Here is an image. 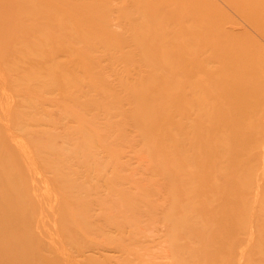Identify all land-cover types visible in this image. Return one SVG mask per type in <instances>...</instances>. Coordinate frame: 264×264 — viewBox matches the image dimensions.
<instances>
[{
  "label": "rangeland",
  "instance_id": "1",
  "mask_svg": "<svg viewBox=\"0 0 264 264\" xmlns=\"http://www.w3.org/2000/svg\"><path fill=\"white\" fill-rule=\"evenodd\" d=\"M2 1H3L2 4L0 3L1 4L0 12L3 11L2 5L3 6L5 5L8 8V5L10 4L7 0L6 2H4V0ZM152 1L154 0H151V2H149V0H144V1L143 0H136V1L135 0H80L79 2H81L85 7L87 5L95 7L93 9L94 13L91 14V16L85 17V19H83L81 23L82 28L84 26L82 31L84 32L85 35H87L85 36V39H88L93 35H99L100 38H98L96 41L88 42V43L84 41L85 43L84 44L82 43L80 45L81 47L80 53L77 51L78 53L75 54H78L79 56L81 55L80 56L81 58H86L84 57V55L85 56L88 55L87 58H90V60H91V56H93L92 58L94 59V57L98 56L97 53H99L100 55V53L104 51V49L106 48V46H104L105 48L102 47L105 41V38L104 39L102 38L103 35L102 33L105 27L107 28L109 27L114 34L116 33L115 36H117V34L118 35H120L121 33L123 34V32H125L127 29H128L127 32H125L126 34L125 33L124 34L126 36L130 35L129 37L127 36L128 38L138 35L141 36L143 35V33L145 36L149 35L150 32H147L148 30L146 31V29H143L142 30L143 33H141L142 32L141 29L137 28L141 24L140 21H142L141 15H145L144 17L146 18L147 16L146 14L148 12L146 10L148 9L149 6L152 7V13H153L149 16L150 19L151 18L155 20L160 19L162 21V19L166 17L168 18L169 16V15L168 16L165 15H167L171 11L173 12L175 11L177 13L175 12L171 13L172 16L174 15L173 19H178V20L181 19L180 20L181 23L186 22L187 25L190 24L187 22L188 11L187 9L185 10L186 8L185 5H187L185 4V2L193 4L195 3L196 0H191V1L180 0L182 1L181 3L175 2L176 0H172V1L155 0L154 2ZM158 3H160L161 5ZM158 5H160V7ZM163 5L165 6L161 8V6ZM166 5L174 8L167 9L168 7ZM156 6L157 9L154 8ZM203 7H204V11L202 13V18L206 20L207 39H206V49H205L206 53L205 51H203L201 54L202 56L206 54V56H204L206 57V62L205 61L202 62L203 65L206 64L205 65L206 80L210 82V83L206 82V84L209 85V87L207 86L206 89V97L204 96L203 98L206 99V102L197 101L199 100V98L193 101L192 99H186L182 97V99H185L186 105L181 102V104L184 105L182 106L183 111L182 109L181 110L178 109L179 111L178 115L180 111H182L183 119L185 117H186L185 119L190 118L189 116L193 115L195 118L193 117L191 118L193 120L194 119L198 120V122L200 123L198 125L201 126H198V128L194 127L193 130L188 129L182 132L183 134H179L180 136L178 134L172 135L167 140L168 147H171V149L173 148L172 151L178 150V152L182 153L183 152L182 150L186 149L187 145H189L192 142L195 143L198 142L200 136L202 135L201 131L206 130V144L208 143L213 144L212 150L206 152V157H205L206 162L204 161L206 165V170H205L206 174L201 172L198 173L200 176L196 174L197 176L195 175L196 177L194 178L200 179L202 174L203 176L206 175V177L205 178L201 177L202 180L201 179L197 180L194 184L191 185V188H194L193 189L194 192H190L192 195L190 196L193 197L192 201L191 200L186 201L187 199L185 200L184 198H182L183 195H179L178 198H175L174 201L172 198H168V189H166L168 185H166V181L162 179V175H161L162 173H160L161 170L158 171V169L155 168V166L157 167L158 164H161L164 161V159L160 163H158L159 161L153 162V160L152 161L149 160L151 159L150 158L151 154L157 157V155H159L158 153L161 154L162 152L157 153L155 152V150L157 149L154 148L153 149L149 148L146 151V147L143 145L144 142L142 143V141L139 140L140 139L139 133H141L142 129L140 128L138 123L133 122L134 119H136L135 118L136 116L134 115L135 111L133 108H131L132 105L127 100L130 101L132 99L131 89L138 88L137 85L140 86V84L136 82H140V83L143 82V79L140 80V78L142 77H145L144 80L146 78H147L146 80H148V78H152V76L146 77V75L147 73H149V71L153 72L154 70H152L153 68H151L153 67L151 66L152 64L149 63V61L151 62V60L149 59V61H146L147 58L145 59L144 55L143 57H140L141 54H139L137 48H134L135 45L131 43L132 42L131 39H130L131 41L130 43L132 44V46L134 45L133 47L132 46L128 47V44L131 45L129 42H127L129 39L126 40L127 43L125 42V44L127 45H123L124 43L122 42L121 47L114 46L113 48H111L114 49L112 51L110 49L112 45L108 47L111 53L114 51L112 53L113 57L110 56L113 60L115 59L114 61L110 59L109 56H107V58L102 57L101 60H97V58H95L97 61L100 62V65H103V70L104 71L106 70L105 77L106 78L109 77L108 79L109 82H111V85L110 83L106 82V85L103 83L98 87V89L97 88L95 89V91L97 90L98 93H95V91L92 94L84 93L85 95L84 97L85 98L89 97V98L88 100H86L84 97L83 99L81 98L80 100L82 101L86 100V101L84 103L81 101L83 106L82 104L80 105L78 104V107L76 109L80 115L83 114L82 116H80L81 119L82 117L84 118L82 120L88 118V122L87 120H85L86 126H89L88 127L89 129L92 128V130L89 131L90 134H93L94 136L93 138V136L91 137L90 135L92 142L91 144L92 145L96 144L97 147L92 146L91 144L89 145L87 144L88 146L85 144V146L82 145L81 147L80 143L71 142V141L65 142L64 139L61 136H58L57 134L60 131L59 130L60 128H57L58 126L51 125L54 126L51 127L50 125H47V123L46 124L43 123L45 127L44 125L40 126L39 121H36L38 119L35 120L33 118L32 120L37 123H34L31 120V118L28 121L29 117H27L26 119L27 115L25 114L26 115L25 116L22 112H19L20 107L18 105L20 104L19 103L20 97L17 96L19 92L17 91V88H13L15 86L13 85L11 80L10 82L12 84L9 82L8 79L10 78V76L6 72L7 70L0 71V74L1 73L4 74L6 72L5 75L1 74L0 76V264H174L175 258H179V257L182 258L184 257V255H185V260L187 261L188 258L185 251L191 249L192 248L191 245H193L194 247V245L196 244L194 241L196 239H194L192 236H191L192 239L191 237L189 238V236L186 238L178 237L177 235L179 234L176 235V232L172 231L174 229L172 226L173 224H175L176 221H180V220L185 221L188 218L187 220L190 219L189 222L190 221L194 222V221H198L197 219H201V217H204L203 219L204 221H201L203 223L202 225L199 226L197 232L199 233L202 232V234L206 233V258L203 257L200 261L197 262V264H248V263L264 264V228H263L264 203H262L264 202V182H262L259 176V174L260 173L262 174L264 170L263 169L264 167L262 166L264 165L263 164L264 162L262 163L264 157H262L261 159H259L260 157H258L259 154L260 156L261 155L264 156V140L254 141V143L250 147L248 146L249 149L251 150V153L247 154L245 158L240 161L235 160L236 154L242 148L240 145L241 130L239 128L238 120L236 117L238 112L237 107L239 102L238 95L240 88L230 78V75L232 73H241V72L252 73L255 77L256 83L264 85V68H259L260 66L262 67L264 66V58H257V56L260 57L264 56L263 51L261 52L258 51V50H264L263 47L264 46L263 44L264 43V0H259L257 3H251L248 0H206V5H203ZM160 8L162 11L160 10ZM164 10L166 11L170 10V11H167L168 13H165L166 11ZM3 12L4 14L1 12L4 16L0 17L2 18L0 24H2L4 28L8 27L9 25V27L11 26L10 28L12 29L11 30L8 27L9 29H7L6 32L8 34V35L6 34L7 38L6 37L4 38L7 41L3 40L4 41V42L2 41L3 45L0 44V50L3 51L1 52L3 53V57L5 58L12 56V51H16V48H13V46L16 45L17 43L20 44L22 39L21 36H19L20 35V31H19L20 27H18L19 23H17L16 21L13 22L14 19L10 18V16L8 17V14L5 13V11ZM172 16L170 18H172ZM252 16L254 17L255 23L250 18ZM136 18L140 21H138ZM105 19H107V24ZM102 20L105 21L104 23L105 27L103 26ZM164 20L162 21L161 24L165 22ZM250 20H252L251 23H254L253 25L249 23ZM130 22H132V24L134 23L133 28H131L132 24L130 25ZM10 23L12 25H10ZM134 25L136 26V28L134 27ZM210 25L213 27V29L212 27H209ZM234 25L236 26L234 27ZM47 26H49L50 28L49 22ZM128 26L131 30H129ZM36 27L37 26L31 28L34 34L32 33V31H30V33L32 34V36L34 35L35 39L37 38V40L35 41L38 42H34V44H32L31 50L33 51L35 50V52L41 50V52H39L40 54L43 51H45V53L43 52V54L47 55V53L50 52L49 51L50 35L46 33L50 32L49 31L50 29L48 30L47 29L48 27L47 28L45 27V29L47 30V32L44 33V35L46 34L45 36H47L46 39L45 36L43 37V34H41L43 32H41V30H39L38 27L37 28ZM110 29L109 31L110 33H112ZM46 30H44V32ZM219 30H222L224 33L222 34V31ZM18 31L19 34H17ZM88 31L91 33H89ZM152 31L154 32V30ZM163 31L170 32V29H164ZM188 31L189 33H187ZM129 32H131V34ZM217 32H220V34ZM226 32L227 35H225ZM9 33L11 35H9ZM113 33L112 36H114ZM242 33L245 35L243 36ZM124 34L123 36L125 37ZM132 34L134 36H132ZM201 34H202V30L199 28L198 23L194 24L193 22H191V25H189L186 28V31L182 34V37L184 38L180 37L181 39H179L180 40L179 44H183V46L185 45L183 47V49H185L187 48L188 45L190 44L192 45L191 42L195 43L196 41H198ZM144 35L143 37H145ZM44 39L46 41H44ZM42 40L45 43H43ZM242 44H244L245 46ZM43 45H46V47L48 46L49 48V49L47 48L48 51L46 47L42 48ZM230 45H237L239 48H243L244 50L248 51L249 54L237 59L231 54ZM97 49L100 51H98ZM257 52L263 55H259L257 54ZM129 55L130 56L132 55V58ZM251 56L254 58V60L251 59ZM36 57L38 58V56ZM129 58H131V61H133L132 63L131 62L128 63L129 62L128 60H130ZM141 58H143L144 61ZM118 59H120L121 61ZM256 59H258V61ZM90 60H88V62ZM110 60H112L114 63H111L112 61ZM39 62H41L39 66L43 65V67H45L44 62L50 65V57L48 56L47 58H42L39 60ZM88 62L87 63L84 62L85 64L83 62H80V67L76 68L74 73L71 74H73L74 77H78V78L86 77L87 72L88 71L91 72V67L87 65ZM104 62L106 63V65L104 64ZM108 62L110 63V65ZM143 63L146 65L149 64L151 67L149 65H148L149 67L148 66L141 67V65L143 66ZM187 65L189 66V68L196 69L200 67L201 62L199 59L198 60L190 59V61L187 62ZM256 65L259 67H257ZM114 68L119 70L118 73L116 71V73L119 75V76L117 75V77L116 76L114 77L113 75L115 72L113 70ZM86 69L89 70L86 71ZM127 69L130 70L129 79L124 78L125 77L124 75H126L127 73L126 71ZM145 69L147 70V72ZM39 70L41 71V69ZM120 70L122 71V73ZM135 70L137 71L139 76L136 75ZM63 72L64 71H62V78H61V74L59 73L57 74V76L55 75L54 77H50V74L48 73L44 74L41 72L42 73L41 74L38 72L39 75H42L41 79L45 80L44 85L43 82H41L42 84L41 87L44 86L45 88L44 87L38 88L36 86L37 89H34L35 92L32 97V104H31L32 107H33V103H36L34 105L40 103L38 101L39 100L38 98H41L42 97L41 95L42 94L45 95L46 92L49 93L50 99L55 100V102L61 100L59 99V96L63 95L64 92L61 89L60 81L61 79L62 81L64 79L63 74L66 77L68 73L71 72V70L70 72L69 71L68 72L66 71L64 73ZM83 74L86 76H84ZM111 75L116 80L113 81ZM120 75L122 76L120 77ZM122 77L124 78V84L121 82V80L123 79ZM224 77H228V78L225 79ZM67 78H69V76H67ZM117 79L120 80V84H123L121 85V87H124V85H126L127 89L126 87L124 89H121ZM212 79L214 80V82ZM50 81L52 82L50 83ZM126 81L128 84L125 83ZM155 81L156 84L159 82L162 83L161 79L160 80L155 79ZM50 84L53 86H50ZM210 84L213 86H210ZM56 85L58 86L59 89L57 88ZM128 87L130 88V90ZM78 89L86 90L87 88L77 87V90ZM158 90L160 91V89ZM252 91L253 89H249L248 92L250 93ZM95 94L98 95L94 96ZM198 94L199 92L197 93V95ZM182 95L184 94L182 93ZM101 97H109L111 99L113 98L112 101H115L114 104H111L114 105L113 109H111L112 114L110 116L99 115L97 118H91L92 119L91 121L90 114H92L95 110L92 111L94 109L92 105L88 104L87 106V101L93 102L94 104V102H96V100H99V98ZM92 99H96V100L92 101ZM179 99H181V97ZM33 100H35L36 102ZM62 100H67V99H62ZM80 100H78L79 101L78 103H81ZM67 102L70 104L72 103V101L70 102V100H67ZM62 103L60 102V104ZM195 103H197L198 105L196 104L194 106ZM263 104H264V96L262 95L261 103L255 105V109H256L255 114L258 115L256 116L257 118L255 122V127L256 130H258L260 133L261 132L264 133V131H262L264 130ZM186 106H191L192 108L190 107L188 110ZM108 107H110V104ZM179 107L181 108V105ZM163 108H167V109L170 108V104H168V107L166 106ZM170 110L174 111V108L172 109L170 108ZM165 111L167 110L165 109ZM86 112H88L87 113L88 117H86ZM193 113H195V115ZM39 114L44 115L43 113H39ZM39 114L37 115L35 114V115L38 117ZM42 115H40L38 118L41 119ZM84 115L86 118L84 117ZM182 115L180 116L182 117ZM36 116L34 118H37ZM249 116H254V115L251 114ZM42 118L44 120L47 119V117L45 116H43ZM107 119L110 120L108 121ZM185 119L184 121H188ZM41 121L43 120L41 119ZM105 122H107L108 126H105ZM78 123L79 122L74 123L72 125H76ZM62 124H64V122H62ZM79 124H82V122H80ZM95 124H97V127H100V131H98L96 127H95L96 131L94 130L93 126H95ZM69 126H71V123H69ZM103 126L111 130L110 135H107L104 133V131H102ZM137 128H139L138 129L139 132ZM46 129L49 131V134H50V130L54 129V134H56L57 136L55 138L54 137L50 138V136L44 135V131ZM26 133L28 135L30 133L31 136L40 135L42 133L43 136H41V139L43 142L42 143L39 142L40 146H38L39 143L37 145L36 144L37 142L34 143L30 142L31 138H33L31 136L30 137L28 136L30 140L29 138H27L28 141L27 139L25 140L24 138H26ZM227 133L229 135H227ZM94 134L96 135L98 134V136L95 137ZM221 135H223L224 137ZM191 136L193 137L190 138ZM35 138L36 136L33 139ZM192 139H194V141H191ZM97 141H100L101 143L100 146L98 145ZM260 141L263 142H261L260 144ZM256 142L259 145H257ZM43 143L45 144V146L47 145V143H50V147H49L50 152L47 151L48 153L46 152V155H44L45 153H42V150L44 148L45 151V148H47L48 145L46 147H41L43 146ZM52 143L62 145L63 149L66 148L65 150L66 152L67 149L76 150L78 148L77 151L80 153L79 157H81L80 155H82V157L84 155L87 157L89 156V158L91 159V155L93 157V156H98V154H100L98 156L99 161L97 166H93L96 168H92L90 171L89 170L86 171L85 169L87 168H84L82 166L83 163L81 160H79V158H77L75 162L61 160L60 158H58L59 155L57 156L55 155V151H53V146H51ZM107 143H109V145H107ZM10 145H12V147ZM104 148H107V150ZM111 148L112 150L109 152L108 150ZM217 148H221V149H217ZM153 152L157 154L154 155ZM259 152L261 153L263 152V153L261 154ZM177 153L175 152V154ZM224 153H226L225 154L226 157H224ZM19 154L21 156L23 154V157L27 159L26 164L18 163L17 165H14L15 162L13 161V158L17 157V155L19 157ZM41 154L43 156L48 157L50 160L49 161L50 164L49 166L47 165L46 169H45V165H43L41 161H38L39 159L38 157L42 156ZM141 154H144L142 155L143 158L142 156L141 157L139 156ZM168 154L169 153H166L167 156V157L165 156L166 158L169 157L170 154L169 155ZM172 154L174 153L172 152ZM137 156L139 158H142L143 160H138L139 158ZM163 156L164 155H162V158H164ZM174 156L175 158H177L176 156L179 155L177 154ZM174 156L172 155L171 157ZM87 157L86 159H89ZM178 158L182 159L183 157L180 156ZM170 159L171 158H168L167 160ZM218 159L219 161H216ZM167 160L165 159V161ZM118 161L122 163L120 164ZM148 161H149L148 163L149 165L145 164ZM171 162H174L173 159H171L169 163L165 162L167 166L165 165L166 167L163 170L164 173L169 174L173 170L176 171L177 166L174 167V164ZM154 163H158V164L155 165ZM163 163L161 166H163ZM113 164L115 165V169ZM178 165H179L178 168L179 170L182 164L179 163L178 161ZM202 165L203 163L200 164V168L204 166ZM29 166L30 167L32 166V168H30ZM113 170L115 172H113ZM56 171L57 172L59 171L57 176H56ZM22 172H24L25 175L27 176L30 175V177L27 178ZM20 173L21 175L23 174L25 176V177L22 176L23 178H21V180L23 181L24 178H26L28 182L33 181L32 185H30L31 183L25 182V180L24 183H22L20 180L21 177ZM54 173L56 176L55 178H54ZM256 174L258 175L257 176L258 179L254 181L255 183L253 182L249 186L243 184L245 182L242 181H245L247 177L249 176L253 177ZM31 175L33 176V178L31 177ZM82 175L83 176L87 175L85 177H87L88 179L87 180L84 178V182L88 181V184L85 183V185L89 189L85 191V193L83 191L82 193L84 194L77 192L78 191L77 188L81 185L80 184L81 182L79 183L78 179H80L81 181V178L83 177ZM107 177H109V179H107ZM232 177L235 179L234 181L231 180ZM39 178L40 181L38 180ZM110 178H112V180H110ZM259 178L261 181L259 180ZM101 180L104 182H102ZM108 180L111 182L110 184L108 183L109 182ZM39 182L40 185H38ZM135 183H138V185ZM77 184L80 185L76 186ZM58 185L60 187L61 186L64 187L63 188L64 190L62 188L60 190H57L59 189ZM72 186H74L75 188ZM180 186H181L179 187L180 190L184 187L189 190V186L186 183H181ZM81 187L83 188V185ZM120 187H122V189ZM27 189L30 190L28 191ZM83 189H87V188L84 187ZM120 192L122 193V195L119 194ZM78 193L80 194V196L82 195L83 199L82 198L81 199L83 201L81 202H80L81 200L80 197L78 198L79 201L75 202V197H76L75 195H77ZM70 194L72 196H70ZM124 196L127 197L125 198ZM69 197L71 198L69 199ZM200 199H202V201ZM73 203H75L76 205L74 204L75 207L72 208L73 205L71 204ZM120 204L123 205V206L121 205V207H125V209H128L127 211L130 212H132L134 208L135 215L131 216L130 213L122 214L123 212L121 211H123L124 209L121 208L120 211L118 207L120 206ZM129 204L134 205L135 207H133L132 210H130L131 208H126V206L129 207L128 206ZM81 205L84 207H82ZM112 205H114V207ZM109 206H111V209L112 207L114 208V212L116 210H118V212L116 211L114 213L113 209L112 211L109 209L110 208ZM98 207L101 209H99ZM66 208H72V211H69L68 215H64V213L68 211V209ZM63 209L66 210V212ZM95 212L98 214L95 215L96 214ZM259 219L262 221L260 222ZM75 221L77 224H75ZM83 232L85 233V236L86 235L88 236L87 238L83 236L84 234ZM113 235L115 236L112 237ZM220 236L222 238H220ZM99 237L101 238V240ZM90 238L93 240H91ZM190 239L193 241H190ZM216 239L219 241H217ZM211 240L212 242L209 243L208 241ZM116 242L119 243L116 244ZM190 242L194 244H190ZM220 243L221 245L219 246L220 247L219 249L218 246H216L217 248H214L215 245H219ZM212 244L215 245L212 246ZM189 245L190 247L186 249V247ZM113 247L115 249H113ZM166 259L168 261H163ZM182 260L184 261V258Z\"/></svg>",
  "mask_w": 264,
  "mask_h": 264
},
{
  "label": "bare ground",
  "instance_id": "2",
  "mask_svg": "<svg viewBox=\"0 0 264 264\" xmlns=\"http://www.w3.org/2000/svg\"><path fill=\"white\" fill-rule=\"evenodd\" d=\"M10 4L8 5V8H7V6H3L2 5V9H3V11H5V13H7L8 14V17L10 16V18H13L14 20H13V22L14 21H16L17 23H19V26L18 27H20V29H19V31H20V35L19 36H21V42H20V44H16V45H14L13 46V48H16V51H12V56H10V57H3V51L2 50H0V71H2V70H4V71H6L8 74H9V76H10V78H12V79H8L9 80V82H10V80H11V82L13 83V85L15 86V87H13V88H17V91L19 92V94L17 95V96H19L18 98H19V103H17V104H19L18 106L20 107V111L19 112H22L25 116H26V119H27V117H29L28 118V121H29V119L31 118V120H32V118L33 119H38V120H36V121H39V125L40 126H43L44 124L43 123H47V125H54V126H58L57 128H60L58 131H59V133H57V132H55V133H57L58 134V136H61L63 139H64V141L66 142V141H71V142H76V143H80L81 144V147H82V145H84L85 146V144L87 145H89V144H91L92 142H91V137L93 136V134H90V131L89 130H92V128L91 129H89L88 127L89 126H86V121L85 120H87V122H88V118H86V117H88L87 116V113L88 112H86V117H85V115H84V117L86 118L85 120H82V119H84L83 117H82V119H81V117L80 116H82V115H80L78 112H77V107H78V104L80 105V104H82V102L84 103L86 100H88V98L89 97H84L85 95H84V93L85 94H92V93H94V91H95V89L97 88L98 89V87L100 86V85H102L103 83L106 85V82H108V83H110V85H111V82H109V77L108 78H106L105 77V71L103 70V65H100V62L99 61H97V60H101V58L103 57H105V58H107V56H111V57H113V52L111 53V51L112 50H114V49H111V48H113L114 46H118V47H121L122 46V42L124 43L123 45H127V44H125V42H126V40L127 39H129L127 42H131V43H133L134 45V48H137L138 49V51H139V54H141V56L140 57H143V55H144V57H145V59L147 58V60L146 61H149V59L151 60V62L149 61V63L150 64H152L151 66H153V67H151L149 64V66L151 67V68H153L152 70H154L153 72L152 71H149V73H147V75H146V77H151L152 76V78H148V80H144V78L145 77H142V78H140V80H142L143 79V82H136V83H139L140 84V86L139 85H137L138 86V88H135V89H131V93H132V99L129 101V100H127L131 105H132V107L131 108H133L134 109V111H135V113H134V115L136 116H134L136 119H134V121L133 122H136V123H138V125L140 126V128L142 129L141 130V133H139L140 135H139V140H141L142 141V143H143V145L146 147V151L150 148V149H157V150H155V152H162L161 154L160 153H158L159 155H157V157L156 156H153L152 154L150 155V158L151 159H149V160H153V162L154 161H159L158 163H160L161 161H163V159H164V161H165V159L167 160L168 158H171V159H173V161L175 162H171V163H173L174 164V167H176L177 166V168H176V171H172L171 173H169V174H167V173H164L163 172V170L165 169V167L167 166V164H165V162H168L169 163V161H171V159L170 160H167V161H163L162 163H163V166H161L162 165V163L161 164H158V163H154L155 165L156 164H158L157 165V167L155 166V165H153V166H155V168L156 169H158V171L159 170H161V172L160 173H162L161 175H162V179L164 180V181H166V185H168V187H166V189H168V198H172L173 199V201L175 200V198H178V196L179 195H183L182 196V198H184L186 201H188V200H193V197H191L192 195H191V193L190 192H194V188H191V185L192 184H194L197 180H200L201 179V177H206V175H204L203 176V174L201 175V177H200V179H195L194 177H196L197 175H199L198 173H201V172H203V173H205L206 174V172H205V170H206V165H205V162H206V152H208V151H210V150H212V143H208V144H206V130H204V131H201V136H200V138H199V140H198V142H192V143H190L189 145H187V148L186 149H183L182 151V153H180V152H178V150H174V151H172V149H171V147H168V144H167V140H168V138H170L172 135H175V134H183L182 132H184V131H186V130H188V129H190V130H193L194 129V127H197L198 128V126H201V125H198V124H200L199 122H198V120H196V119H194V120H196V121H194L191 117H193V118H195L193 115L192 116H189L190 118H187V119H185V120H188V121H184V119H183V115H182V111H183V107L182 106H184V105H182L181 104V102L182 103H184L185 105H186V101H185V99H182V97L183 98H186V99H192L193 101H195V99L197 100L198 98H199V100H197V101H200V102H206V99H203L204 98V96L206 97V89H207V86L209 87V85H207L206 84V82H209V81H207L206 80V64H204L203 65V62L202 61H205L206 62V57H204V56H206V54L205 55H203L202 56V52L203 51H205V49H206V20H204L203 18H202V13H203V11H204V7H203V5H206V0H196L195 1V3H186L185 2V4H187V5H185V10L187 9V11H188V16H187V22L188 23H190V24H186V22H183V23H181V19L180 20H178V19H173V16H172V12L173 11H171V12H167V11H170V10H164V11H166L165 13H168L167 15H165V16H172V18H170L169 16H168V18L166 17V18H164V19H162V21L164 20L165 22L163 23V24H161L162 23V21L160 20V19H150V15L151 14H153L152 13V7H148V9L146 10V11H148L147 12V16H146V18L144 17L145 15H141V19H142V21H140V20H138L137 18V20L138 21H140V25L137 27V28H139V29H141V31L143 30V29H146V31L147 32H150L149 33V35H144V33H143V31L141 32V33H143V35L145 36V37H143V35H141V36H134L133 34H132V36H134V37H130V38H128L130 35H125L126 33L125 32H127V30L125 31V32H123V34L125 35V37H127V38H125L124 36H123V34L121 35H118L117 34V36H115V34L113 33V31L108 27H105V21H103V26L105 27L104 28V30H103V35H102V38L104 39L105 38V41H104V45L102 46V47H104V46H106V48L104 49V51H102L101 53H100V55H99V53H97L98 54V56H96V57H94V59L92 58L93 56H91V60H90V58H87V56H85L84 55V57H86V58H81L78 54H75V53H80V49H81V47H80V45L83 43H85V42H93V41H96L98 38H100V36L99 35H93V36H91L90 38H88V39H85V36H87V35H85L84 34V32L82 31L83 30V28H84V26H83V28H82V20L83 19H85V17H88V16H91V14H93L94 12V8L95 7H92V6H90V5H87L86 7L81 3V2H79L80 0H13V1H11V0H7ZM136 1V0H135ZM144 1V0H143ZM155 1V0H154ZM154 1H152V2H154ZM162 1H164V0H162ZM161 1V2H162ZM167 1H169V0H167ZM172 1V0H171ZM189 1H191V0H189ZM189 1H187V2H189ZM248 1H250L251 3H257L259 0H248ZM2 0L0 1V3L2 4ZM4 2H6V0H4ZM131 2V1H130ZM149 2H151V0H149ZM160 2V3H161ZM175 2H182V1H178V0H176ZM184 2V1H183ZM232 2H234V1H232ZM105 3V2H104ZM146 3V2H145ZM160 3H158V4H160ZM167 3H169V2H167ZM0 4V5H1ZM5 4H7V3H5ZM137 4V3H136ZM150 4V3H149ZM164 4V3H163ZM166 4V3H165ZM11 5V6H10ZM135 5V4H134ZM138 5V4H137ZM141 5V4H140ZM161 5V4H160ZM160 5H158L159 7H160ZM169 5V4H168ZM168 5H166L168 8L167 9H172V8H174V7H171V6H168ZM170 5H172V4H170ZM174 5H175V3H174ZM174 5H172V6H174ZM231 5V4H230ZM142 6V5H141ZM147 6H148V4H147ZM151 6H154V5H151ZM165 5H163V6H161V8L162 7H164ZM179 6V5H178ZM6 7V8H5ZM5 8V9H4ZM145 8V7H144ZM143 8V9H144ZM154 8H156L157 9V6L156 7H154ZM153 8V9H154ZM161 8H160V10H161ZM176 8V7H175ZM231 8V7H230ZM166 9V8H165ZM0 10H1V8H0ZM178 10V9H177ZM176 10V11H177ZM236 10V9H235ZM3 11H1L3 14H4V12ZM90 11H92V12H90ZM154 11V10H153ZM157 11V10H156ZM162 11V10H161ZM0 12V13H1ZM143 12V11H142ZM155 12V11H154ZM175 12V11H174ZM173 12V13H174ZM1 13V14H2ZM175 13H177V12H175ZM0 14V15H1ZM1 15L0 17H2V16H4V15ZM7 14H5V15H7ZM142 14V13H141ZM155 15V14H154ZM103 16V15H102ZM162 17V16H161ZM245 17V16H244ZM110 18V17H109ZM130 18V17H129ZM144 18V19H143ZM174 18H177V17H174ZM253 21H254V23H255V20H254V17L252 16V17H250ZM1 19L2 18H0V22H1ZM50 19V20H49ZM102 19V18H101ZM11 20V19H10ZM49 20V21H48ZM106 20V24H107V19H105ZM110 20V19H109ZM128 20H130V19H128ZM252 20H250L249 21V23L251 24V25H253L254 23H251L252 22ZM180 21V22H179ZM248 21V20H247ZM48 22H49V24H50V28H49V26H47V24H48ZM100 22V21H99ZM132 22H133V19H132ZM132 22H130V25L132 24ZM191 22H193L194 24L195 23H198V25H199V28L202 30V34H201V36H200V38H199V40L198 41H196L195 43H193V42H191L192 43V45L190 44V45H188L187 46V48H185V49H183V47L185 46H183V44H179V39H181V38H184V37H182V34L186 31V28L189 26V25H191ZM138 23V22H137ZM237 23V22H236ZM243 23V22H242ZM14 24V23H13ZM100 24V23H99ZM134 24V23H133ZM133 24L131 25L132 27L131 28H133ZM179 24V25H178ZM8 25V24H7ZM10 25H12L11 23H10ZM15 25V24H14ZM128 25H129V23H128ZM135 25H136V23H135ZM134 25V27L136 28V26ZM35 26H37L38 27V29L39 30H41V32H43V33H41V34H43V37L46 35V34H48V35H50V52L49 53H47V55H45V54H43V52L45 53V51H43L41 54L39 53V52H41V50H39V51H36L35 52V50L33 51V50H31V46H32V44H34V42H38V41H35V40H37V38L35 39V37H34V35L32 36V34L30 33V31H32V27L34 28ZM107 26V25H106ZM228 26V25H227ZM236 25H234V27H235ZM244 26H246V25H244ZM8 27H9V25H8ZM8 27H5L4 28V26L2 25V24H0V44L1 45H3V43H2V41L3 40H6V39H4L5 37L7 38V36H6V32H7V29H9ZM17 27V26H16ZM36 27V28H37ZM45 27L50 31V32H47V30L45 29ZM209 27H212L211 25L209 26ZM238 27V26H237ZM241 27H243V26H241ZM13 28V27H12ZM42 28V29H41ZM128 28H129V26H128ZM185 28V29H184ZM231 28V27H230ZM248 28V27H247ZM11 29V28H10ZM86 29V28H85ZM109 29L112 31V33L114 34V36H112V33H110V31H109ZM164 29H170V32H164L163 30ZM212 29H213V27H212ZM227 29V28H226ZM251 29V28H250ZM12 30V29H11ZM43 30V31H42ZM44 30H46L45 32H44ZM129 30H131L130 28H129ZM152 30H154V32L152 31ZM184 30V31H183ZM188 30V29H187ZM217 30V29H216ZM223 30V29H222ZM222 30H219V31H222ZM225 30V29H224ZM242 30V29H241ZM19 31L17 32V34H19ZM134 31V30H133ZM136 31V30H135ZM218 31V30H217ZM47 32V33H46ZM89 32V31H88ZM132 32V31H131ZM131 32H129L130 34H131ZM137 32V31H136ZM140 32V31H139ZM147 32H146V34H147ZM151 32H153V33H151ZM256 32V31H255ZM32 33H33V31H32ZM36 33H37V31H36ZM35 33V34H36ZM44 33H46L45 35H44ZM87 33V32H86ZM89 33H91V32H89ZM133 33V32H132ZM140 33V34H141ZM187 33H189V31L187 32ZM217 33H219L220 34V32H217ZM216 33V34H217ZM224 32L222 31V34H223ZM241 33V32H240ZM34 34V33H33ZM41 34H40V36H41ZM186 34V33H185ZM243 34V33H242ZM242 34H240V35H242ZM255 34V33H254ZM8 35V34H7ZM9 35H11L10 33H9ZM38 35V34H37ZM36 35V36H37ZM225 35H227V32H226V34ZM228 35H230V34H228ZM245 34H243V36H244ZM262 35V34H261ZM183 36H185V35H183ZM219 36V35H218ZM89 37V36H88ZM181 37V38H180ZM248 37V36H247ZM45 38L47 39V36H45ZM130 39H131V41H130ZM39 40V39H38ZM7 41V40H6ZM5 41V42H6ZM43 41V40H42ZM44 41H46L45 39H44ZM43 41V43H45ZM85 41V42H84ZM4 42V41H3ZM126 42V43H127ZM13 43V42H12ZM130 43V44H131ZM9 44V43H8ZM48 44V43H47ZM185 44V43H184ZM264 44V43H263ZM112 45V47H110ZM242 45H244V44H242ZM17 46V47H16ZM131 47L132 46V44L131 45H129L128 44V47ZM132 46V47H133ZM190 46V47H189ZM245 46V45H244ZM244 46H242V47H244ZM44 47H46V45H43V47L42 48H44ZM108 47H110V49H111V51L108 49ZM127 47V46H126ZM228 47V46H227ZM264 47V46H263ZM263 47H260V48H263ZM10 48H12V47H10ZM33 48H35V47H33ZM48 48V46L46 47V49ZM38 49V48H37ZM49 49V48H48ZM48 49H47V51H48ZM87 49V48H86ZM90 49V48H89ZM13 50H15V49H13ZM98 50V49H97ZM96 50V51H97ZM129 50H130V48H129ZM134 50H136V49H134ZM78 51V52H77ZM86 51V50H85ZM98 51H100V50H98ZM115 51H117V50H115ZM230 51H231V54L235 57V58H241V57H244V56H246V55H248L249 53H248V51H246V50H244L243 48H239L237 45H230ZM258 51H263L264 52V50H258ZM10 53V52H9ZM82 53V52H81ZM93 53V52H92ZM116 53V52H115ZM129 53V52H128ZM205 53H206V51H205ZM36 54V55H35ZM40 54V55H39ZM138 54V55H139ZM201 54V55H200ZM204 54V53H203ZM257 54H259L258 52H257ZM116 55H118V54H116ZM259 55H263V54H259ZM36 56H38V58L36 57ZM50 57V65L49 64H46L45 62H44V64H45V67H43V65L42 66H39V64L41 63V62H39V60L40 59H42V58H47V57ZM130 56V55H129ZM137 56V55H136ZM110 57V59H112ZM118 57V56H117ZM116 57V58H117ZM121 57V56H120ZM125 57V56H124ZM131 58H132V55L130 56ZM134 57V56H133ZM95 58H97V60L95 59ZM131 58H129L130 60H128L129 62L128 63H132L133 61H131ZM137 58V57H136ZM257 58H264V56H262V57H260V56H257ZM142 60H143V58H141ZM190 59L191 60H193V59H199L200 60V62H201V65H200V67H198V68H196V69H193V68H189V66L187 65V62L188 61H190ZM202 59H204V60H202ZM251 59L252 60H254V58L251 56ZM88 60H90L89 62H88ZM103 60V59H102ZM106 60V59H105ZM113 60V59H112ZM112 60H110V61H112ZM115 60V59H114ZM113 60V61H114ZM118 60H120V59H118ZM118 60H117V62H118ZM123 60V59H122ZM133 60V59H132ZM140 60V59H139ZM250 60V59H249ZM257 61H258V59H256ZM104 61V60H103ZM102 61V62H103ZM111 62V63H114V62ZM121 61V60H120ZM124 61V60H123ZM137 61V60H136ZM141 61V60H140ZM144 61V60H143ZM142 61V62H143ZM145 61V62H146ZM263 61V60H262ZM80 62H85V63H87L88 62V66H90L91 67V72L90 71H88L87 72V76L86 75H84V76H86V77H81V78H78V77H74V75L73 74H71V73H74V71H75V69L76 68H78V67H80ZM126 62V61H125ZM124 62V63H125ZM144 62V63H145ZM261 62V61H260ZM83 63H81V64H83ZM84 63V64H85ZM109 63V62H108ZM127 63V64H128ZM134 63H136V62H134ZM137 63H139V62H137ZM141 63V62H140ZM143 63V66L141 65V64H139V65H141V67H147L148 65H146V64H144ZM102 64V63H101ZM104 64L106 65V63L104 62ZM121 64V63H120ZM49 65V66H48ZM109 65H110V63H109ZM138 65V66H139ZM146 65V66H145ZM261 65V64H260ZM114 66V65H113ZM126 66H128V65H126ZM126 66H124V67H126ZM133 66V65H132ZM148 66V67H149ZM257 66V65H256ZM36 67V68H35ZM84 67V66H83ZM82 67V68H83ZM110 67V66H109ZM109 67H107V68H109ZM115 67H117V66H115ZM140 67V68H141ZM257 67H259V66H257ZM89 68V67H88ZM150 68V69H151ZM259 68H264V66L262 67V66H260ZM37 69V70H36ZM39 69H41V71L39 70ZM90 69V68H89ZM89 69H86V71L87 70H89ZM106 69V68H105ZM123 69V68H122ZM121 69V70H122ZM125 69V68H124ZM130 69V68H129ZM135 69V68H134ZM37 72H36V71ZM39 70V71H38ZM70 70H71V72H70ZM78 70V69H77ZM114 71V77L116 76L117 77V73L119 72V70L118 69H116V68H114L113 69ZM120 70V71H121ZM146 70V69H145ZM62 71H64V72H70V73H68V75L67 76H69V78H67V76L65 77V75L63 74V77H64V79H63V81H62V79H61V81H60V85H61V89L63 90V92H64V94L63 95H61V96H59V99H61V100H58V101H56L55 102V100H52V99H50V96H49V93H45V95H41L42 97L41 98H38L39 100V102L40 103H38L37 105H34V104H36V103H33V107L31 106V104H32V97H33V94H34V89H37L36 88V86L39 88H43V87H41V82H43V85L45 84V80L43 81L42 79H41V76L42 75H39L38 74V72L39 73H44V74H50V77H54L55 75L57 76V74L59 73V74H61V78H62ZM108 71V70H107ZM110 71H112V70H110ZM116 71H117V73H116ZM127 71V73H126V75H124L123 77L124 78H128L129 79V76H130V70H126ZM136 71V70H135ZM6 72L4 73V74H2V75H5L6 74ZM63 72V73H64ZM89 72H90V74H89ZM145 72V71H144ZM146 72H147V70H146ZM41 73V74H42ZM116 73V74H115ZM121 73H122V71H121ZM143 73V72H142ZM152 73V74H151ZM1 74H0V76H1ZM110 74V73H109ZM136 75H138V73H137V71H136ZM8 76V75H7ZM8 76V77H9ZM119 76V75H118ZM122 75H120V77H121ZM139 76V75H138ZM111 77H112V75H111ZM122 77V78H123ZM43 78V77H42ZM67 78V79H66ZM113 78V77H112ZM124 78L121 80V82L124 84ZM157 78H159V79H157ZM225 79H227L228 77H224ZM230 78H231V80L232 81H234L238 86H239V88H240V90H239V95H238V99H239V102H238V107H237V109H238V112H237V120H238V125H239V128H240V130H241V133H240V145H241V149L238 151V153L236 154V156H235V160H237V161H240V160H242V159H244L245 158V156L247 155V154H250L251 153V150L249 149V147L254 143V141H257V140H264V133H260L258 130H256V127H255V122H256V116H258V115H256L255 113H256V109H255V105H257V104H259V103H261V97H262V95L264 96V85H262V84H257L256 83V80H255V77H254V75L252 74V73H243V72H241V73H232L231 75H230ZM260 78V77H259ZM54 79H56V78H54ZM127 79V80H128ZM138 79V78H137ZM155 79L156 80H160L161 79V81H162V83H157L156 84V81H155ZM52 80V79H51ZM114 80H116V79H114L113 78V81ZM118 80V79H117ZM135 80V79H134ZM139 80V79H138ZM213 80V79H212ZM47 81V80H46ZM53 81V80H52ZM52 81H50V83L52 82ZM112 81V80H111ZM10 82V83H11ZM117 82V81H116ZM115 82V83H116ZM118 82H119V86L121 87V85H123V84H120V80H118ZM133 82H135V81H133ZM213 82H214V80H213ZM11 83V84H12ZM126 84H128L127 83V81L125 82ZM131 83V82H130ZM135 83V84H136ZM210 83V82H209ZM208 83V84H209ZM134 84V85H135ZM46 85H47V83H46ZM115 85V84H114ZM49 86V85H48ZM50 86H53V85H51L50 84ZM57 86V85H56ZM130 86H131V84H130ZM210 86H213V85H211L210 84ZM77 87H86L87 89L86 90H80V89H78L77 90ZM126 87V85H124V87H121V89H124ZM12 88V89H13ZM45 88V87H44ZM49 88V87H48ZM57 88H58V86H57ZM129 88V87H128ZM133 88V87H132ZM10 89V88H9ZM52 89V88H51ZM59 89V88H58ZM126 89H127V87H126ZM125 89V90H126ZM158 89H160V91L158 90ZM161 89H162V91H161ZM211 89V88H210ZM222 89H224V88H222ZM249 89H253V91L252 92H248L249 91ZM114 90V89H113ZM129 90H130V88H129ZM43 91V90H42ZM49 91H50V89H49ZM123 91V90H122ZM121 91V92H122ZM220 91V90H219ZM219 91H218V93H219ZM55 92V91H54ZM119 92V91H118ZM124 92V91H123ZM127 92H129V91H127ZM199 92V94L197 95V93ZM213 92V91H212ZM211 92V93H212ZM216 92V91H215ZM56 93V92H55ZM95 93H98L97 92V90L95 91ZM182 93L184 94V95H182ZM47 94V95H46ZM54 94V93H53ZM57 95H58V93H57ZM56 95V96H57ZM98 94H95L94 96H97ZM92 96V95H91ZM121 96V95H120ZM129 96V95H128ZM40 97V96H39ZM83 97L86 99L85 101L83 100H80L81 98L83 99ZM117 97V96H116ZM181 97V99H179ZM37 98V97H36ZM62 99H67V100H70V102L72 101V103L70 104V103H68L67 102V100H62ZM91 99V98H90ZM113 99V98H112ZM112 99L111 98H109V97H101V98H99V100H96V99H92V101H94V100H96V102H94V104H93V102H89V101H87V106H88V104H90V105H92V107H94V109L92 110V111H94L92 114H90L91 115V117H90V119L91 118H97L99 115H104V116H110L111 114H112V110L111 109H113V106L114 105H111V104H114V102L115 101H112ZM129 99H130V97H129ZM78 100H80V102L81 103H78L79 101ZM201 100H203V101H201ZM33 101H35V100H33ZM190 101V100H189ZM36 102V101H35ZM60 102L62 103V104H60ZM188 102V101H187ZM92 103V104H91ZM16 104V103H15ZM109 104H110V107H108L109 106ZM168 104H170V108L172 109V108H174V111H171L170 110V108H163V107H168ZM193 104V103H192ZM197 103H195L194 104V106L196 105ZM202 104V103H201ZM207 104V103H206ZM89 105V106H90ZM181 105V108L179 107ZM198 105V104H197ZM264 105V104H263ZM82 106H83V104H82ZM81 106V107H82ZM86 106V105H85ZM84 106V107H85ZM86 106V107H87ZM111 106H112V108H111ZM116 106V105H115ZM16 107V106H15ZM18 107V108H19ZM31 107V108H30ZM80 107V108H81ZM126 107V106H125ZM187 107V109L189 110V108L191 107V106H186ZM208 107V106H207ZM192 108V107H191ZM198 108V107H197ZM258 108V107H257ZM16 109V108H15ZM24 109V110H23ZM29 109V110H28ZM86 109V108H85ZM114 109H115V107H114ZM165 109L167 110V111H165ZM178 109H182V111H180V113H179V115H178ZM261 109V108H260ZM264 109V108H263ZM27 112H26V111ZM110 110H111V112H110ZM132 110V109H131ZM234 110H236V109H234ZM25 111V112H24ZM40 111V112H39ZM81 111V110H80ZM83 111V110H82ZM168 111H170V112H168ZM85 112V111H84ZM174 112H175V114H174ZM39 113H43L44 115H42V114H39ZM131 113V112H130ZM129 113V114H130ZM208 113V112H207ZM22 114V115H23ZM37 114H39L38 115V117L40 116V115H42L41 116V119L44 121H41V119L40 118H38L36 115ZM194 115H195V113H193ZM251 114H253L254 116H249V115H251ZM20 115V114H19ZM21 115V116H22ZM23 115V116H24ZM89 115V114H88ZM120 115H122V114H120ZM180 115H182V117L180 116ZM37 117V118H34V117ZM43 116H45V117H47V119L46 120H44L42 117ZM211 116V115H210ZM23 118V117H22ZM25 118V117H24ZM79 120V121H78ZM81 120V121H80ZM108 120V119H107ZM106 120V121H107ZM110 120V119H109ZM108 120V121H109ZM120 120V119H119ZM132 120H133V118H132ZM33 121V120H32ZM31 121V122H32ZM85 121V122H84ZM90 121V120H89ZM91 121H92V119H91ZM93 121H94V119H93ZM112 121H114V120H112ZM112 121H110V122H112ZM201 121V120H200ZM30 122V123H31ZM34 123H37V122H35V121H33ZM62 122H64V124H62ZM77 122H82V124H76V125H72V124H74V123H77ZM84 122V123H83ZM192 122V123H191ZM48 123H50V124H48ZM67 123H68V125H67ZM69 123H71V126H69ZM191 123V124H190ZM62 124V125H61ZM115 124H116V122H115ZM114 124V125H115ZM133 124V123H132ZM135 124V123H134ZM206 124V123H205ZM24 125V124H23ZM38 125V126H39ZM88 125V124H87ZM111 125V124H110ZM39 126V127H40ZM54 126H51V127H54ZM91 126V125H90ZM105 126H108V124H107V122H105ZM105 126H103V130L102 131H104V133L105 134H107V135H110V132H111V130L110 129H107ZM26 127V126H25ZM38 127V128H39ZM44 127H45V125H44ZM94 127V130H95V127H96V129L98 130V131H100V127H97V124H95V126H93ZM131 127V126H130ZM132 127H134V126H132ZM35 128V127H34ZM56 128V129H57ZM224 128V127H223ZM33 129V128H32ZM114 129V128H113ZM136 129V128H135ZM139 128H137V130H138ZM206 129V128H205ZM31 130V129H30ZM222 130V129H221ZM28 131V130H27ZM96 131V130H95ZM94 131V132H95ZM262 131H264V130H262ZM36 132V131H35ZM34 132V133H35ZM138 132H139V130H138ZM223 132V131H222ZM33 133V132H32ZM221 133V132H220ZM130 134V133H129ZM222 134V133H221ZM23 135V134H22ZM32 135H34V134H32ZM44 135H48V136H50V138H55L57 135L56 134H54V129L53 130H50V134H49V131L46 129L45 131H44ZM90 135H91V137H90ZM95 135V137L96 136H98V134L96 135V134H94ZM101 135V134H100ZM99 135V136H100ZM190 135H192V134H190ZM194 135V134H193ZM227 135H229L228 133H227ZM31 136V134L29 133V135L26 133V138H24L25 140L27 139V138H29V137ZM36 136V138L35 139H33L34 137ZM35 136H31V137H33V138H31V140H30V138H29V140H30V142H32V143H34V142H37L36 144L38 145V143L39 142H43L42 141V139H41V136H43V134L41 133L40 135H35ZM74 136V137H73ZM119 136V135H118ZM180 136V135H179ZM181 136H183V135H181ZM221 136H223V135H221ZM25 137V136H24ZM122 137V136H121ZM193 136H191L190 138H192ZM217 137V136H216ZM224 137V136H223ZM50 138H48V139H50ZM93 138H94V136H93ZM183 138V137H182ZM226 138V137H225ZM224 138V139H225ZM18 139V138H17ZM123 139V138H122ZM187 139H189V138H187ZM20 140V139H19ZM23 140V139H22ZM44 140H45V138H44ZM93 140H95V139H93ZM98 140V139H97ZM27 141H28V139H27ZM27 141H25V142H27ZM61 141V140H60ZM108 141V140H107ZM106 141V142H107ZM178 141H180V140H178ZM191 141H194V139H192ZM231 141V140H230ZM14 142V141H13ZM29 142V143H30ZM95 142V141H94ZM93 142V143H94ZM98 142V145L100 146L101 145V143H100V141H97ZM106 142H104V143H106ZM110 142V141H109ZM261 142H263V141H260V144H261ZM10 143V142H9ZM21 143V142H20ZM69 143V142H68ZM75 143V144H76ZM83 143V144H82ZM100 143V144H99ZM223 143H225V142H223ZM222 143V144H223ZM17 144V143H16ZM64 144V143H63ZM152 144V145H151ZM220 144V143H219ZM256 144H257V142H256ZM22 145H23V143H22ZM21 145V146H22ZM27 145V144H26ZM34 145V144H33ZM42 145V144H41ZM48 145V146H47ZM47 148H45V151H44V148H43V150H42V153H45L44 155H46V152L48 151V152H50V143H47ZM87 145V146H88ZM92 145V144H91ZM103 145V144H102ZM107 145H109V143H107ZM106 145V146H107ZM179 145V144H178ZM257 145H259V144H257ZM11 147H12V145H10ZM38 146H40V143H39V145ZM45 146V144L43 143V146H41V147H46ZM51 146H53V151H55V155L57 156V155H59L58 156V158H60L61 160H67V161H74L75 162V160L77 159V158H79V160H81L82 161V166L84 167V168H87V169H85L86 171L87 170H91L92 168H96V167H93V166H97V164H98V161H99V155L100 154H98V156H93L92 157V155H91V159L89 158V156L87 157V156H84L83 155V157H82V155H80L81 157H79V152L77 151V149L76 150H73V149H67V152L65 151L66 150V148L65 149H63L62 148V145H58V144H56V143H52L51 144ZM92 146H96V144L95 145H92ZM91 146V147H92ZM143 146V147H144ZM249 146V147H248ZM24 147H25V145H24ZM28 147V146H27ZM90 147V146H89ZM97 147V146H96ZM108 147V146H107ZM157 147V148H156ZM214 147V146H213ZM220 147V146H219ZM103 148V147H102ZM124 148H126V147H124ZM182 148H183V146H182ZM185 148V147H184ZM255 148V147H254ZM63 149V150H62ZM87 149H90V148H87ZM104 149H106L107 150V148H104ZM217 149H221V148H217ZM258 149V148H257ZM112 150V148L111 149H109L108 151L110 152ZM160 150H162V151H160ZM174 153V154H172V152ZM47 152V153H48ZM88 152V151H87ZM155 152H153L154 153V155L155 154H157V153H155ZM175 152L179 155V156H176L177 158H175V156L174 155H177V154H175ZM106 153V152H105ZM116 153V152H115ZM141 153V152H140ZM166 153H169L168 155H169V157L168 158H166L167 156H166ZM226 153H228V152H226ZM226 153H224V157H226L225 156V154ZM259 153H261V152H259ZM263 153V152H262ZM261 153V154H262ZM88 154V153H87ZM90 154V153H89ZM112 154H114V153H112ZM122 154V153H121ZM146 154V153H145ZM174 156V157H171L172 155ZM42 155V154H41ZM40 155V156H41ZM116 155V154H115ZM142 155H144V154H141V155H139L140 157L142 156ZM162 155H164L163 157L164 158H162ZM257 155H258V153H257ZM48 156V155H47ZM134 156H135V154H134ZM166 156V157H165ZM180 156H182L183 158L182 159H180V158H178V157H180ZM221 156V155H220ZM231 156H233V155H231ZM85 157V158H84ZM86 157L87 158H89V159H86ZM118 157V156H117ZM138 157V156H137ZM204 157V158H203ZM223 157V158H224ZM258 157H260L259 159H261L262 157H264L263 155H261L260 156V154H259V156ZM39 159H38V161H41V163H43V165H45V169L47 168V165L49 166V164H50V160H49V158L48 157H46V156H41V157H38ZM82 158H83V160H82ZM112 158H113V156H112ZM136 158V157H135ZM139 158V157H138ZM137 158V159H138ZM142 158H143V156H142ZM142 158H139L138 160H143ZM48 159V160H47ZM101 159V158H100ZM116 159V158H115ZM123 159V158H122ZM131 159V158H130ZM144 159H146V158H144ZM160 159H162V160H160ZM177 159H178V161H179V163H181L182 165L180 166V169H181V172H180V169L178 170V168H179V165H178V161H177ZM180 159V160H179ZM54 160V159H53ZM117 160V159H116ZM120 160V159H119ZM136 160V159H135ZM203 160V161H202ZM229 160V159H228ZM13 161L16 163H14V165H17L18 163L19 164H26L27 163V159L25 158V157H23V154H22V156L19 154V157H18V155H17V157H14L13 158ZM12 161V162H13ZM205 161V162H204ZM216 161H219V159L218 160H216ZM35 162V161H34ZM116 162V161H115ZM119 162V161H118ZM135 162V161H134ZM146 162V161H145ZM230 162V161H229ZM264 162V160L262 161V163ZM31 163H33V162H31ZM30 163V164H31ZM67 163V162H66ZM120 163V162H119ZM122 163V162H121ZM120 163V164H121ZM149 163V161L147 162V163H145V164H147V165H149L148 164ZM203 163V167L202 168H200V164H202ZM242 163V162H241ZM261 163V164H262ZM38 164V163H37ZM237 164V163H236ZM264 164V163H263ZM80 165V164H79ZM114 165V164H113ZM160 165V166H159ZM166 165V166H165ZM13 166V165H12ZM53 166V165H52ZM263 167H264V165H262ZM18 167H19V165H18ZM24 167H25V165H24ZM30 167V166H29ZM58 167V166H57ZM30 168H32V166L30 167ZM42 168V167H41ZM73 168V167H72ZM81 168V167H80ZM26 169V168H25ZM52 169V168H51ZM114 169H115V165H114ZM264 169V168H263ZM262 169V170H263ZM132 170H133V168H132ZM62 171V170H61ZM107 171V170H106ZM259 171V170H258ZM258 171H256V172H258ZM59 172V171H58ZM58 172L56 171V176H57V174H58ZM83 172V171H82ZM92 172V171H91ZM108 172V171H107ZM113 172H115L114 170H113ZM130 172V171H129ZM260 172H262V171H260ZM24 175H25V173L24 172H22ZM112 173V172H111ZM131 173V172H130ZM21 175V173H20V175H21V177H20V180H21V178H23L22 176H24V175ZM42 174V173H41ZM117 174V173H116ZM197 174V175H196ZM239 174V173H238ZM255 174V173H254ZM258 174V173H257ZM254 175L253 177L252 176H249V177H247L246 179H245V181H242V182H245V183H243V184H246V185H250L251 183H253L254 181H256L257 179H258V175ZM52 175V174H51ZM63 175V174H62ZM66 175V174H65ZM91 175V174H90ZM112 175V174H111ZM124 175V174H123ZM196 175V176H195ZM247 175H248V173H247ZM27 178H29L30 177V175L29 176H27V175H25ZM24 176V177H25ZM40 176V175H39ZM53 176V175H52ZM55 176V173H54V178L56 177ZM61 176V175H60ZM83 176V175H82ZM85 176H87V175H84L82 178H81V181H80V179H78V182L81 184H77L76 186H79L78 188H77V192H80V193H82L83 191H84V193H85V191H87V190H89L88 189V187L85 185V183H87L88 184V181L86 182H84V178L85 179H87V177H85ZM117 176V175H116ZM141 176V175H140ZM200 176V175H199ZM198 176V177H199ZM243 176H244V174H243ZM259 176H260V178H261V180H262V182H264V179H262V178H264V170H263V172H262V174L260 173L259 174ZM31 177L33 178V176L31 175ZM41 177V176H40ZM129 177V176H128ZM53 178V179H54ZM79 178V177H78ZM92 178V177H91ZM131 178V177H130ZM260 178H259V180H260ZM35 179V178H34ZM37 179V178H36ZM42 179V178H41ZM62 179H64V178H62ZM61 179V180H62ZM75 179V178H74ZM107 179H109V177H107ZM132 179V178H131ZM24 180H25V182H27V183H31L30 185H32V179H31V181L32 182H28V180L26 179V178H24ZM24 180L22 181L21 180V182L22 183H24ZM39 181H40V178L38 179ZM37 180V181H38ZM48 180V179H47ZM83 180V181H82ZM88 180V179H87ZM94 180V179H93ZM110 180H112V178H110ZM202 180V179H201ZM203 180H205V179H203ZM231 180H235L233 177H232V179ZM237 180V179H236ZM241 180V179H240ZM244 180V179H243ZM260 180V181H261ZM37 181H35V182H37ZM54 181V180H53ZM52 181V182H53ZM67 181V180H66ZM66 181H64V182H66ZM102 181V180H101ZM109 181V180H108ZM131 181V180H130ZM133 181V180H132ZM224 181V180H223ZM34 182V183H35ZM62 182V181H61ZM72 182H73V180H72ZM78 182H76V183H78ZM102 182H104V181H102ZM180 182V183H179ZM214 182H216V181H214ZM239 182H241V181H239ZM55 183V182H54ZM53 183V184H54ZM91 183V182H90ZM109 184L111 183L110 181L108 182ZM120 183V182H119ZM142 183V182H141ZM181 183H186L188 186H189V190L187 189V188H182L181 190H180V188L179 187H181L180 185H181ZM255 183V182H254ZM44 184V183H43ZM62 184V183H61ZM74 184V183H73ZM135 184H137L138 185V183H135ZM258 184V183H257ZM25 185H26V183H25ZM28 185V184H27ZM34 185H36V184H34ZM38 185H40V182H39V184ZM56 185V184H55ZM70 185V184H69ZM83 185V188L84 187H86L87 189H83L81 186ZM102 185V184H101ZM165 185V184H164ZM196 185V184H195ZM218 185H220V184H218ZM111 186V185H110ZM142 186H143V184H142ZM146 186V185H145ZM36 187V186H35ZM57 187V186H56ZM58 187H59V189H57V190H60L61 188L63 189L64 187H60L59 185H58ZM66 187V186H65ZM67 187H68V185H67ZM72 187H74V186H72ZM72 187H70V188H72ZM82 189H81V188ZM103 187V186H102ZM123 187V186H122ZM122 187H120L121 189H122ZM137 187H139V186H137ZM164 187V188H165ZM251 187H252V185H251ZM255 187V186H254ZM13 188H14V186H13ZM29 188V187H28ZM41 188V187H40ZM75 188V187H74ZM117 188H119V187H117ZM229 188H231V187H229ZM31 189V188H30ZM29 189V190H30ZM34 189H36V188H34ZM66 189V188H65ZM80 189V190H79ZM106 189V188H105ZM14 190V189H13ZM28 190V189H27ZM28 190V191H29ZM41 190V189H40ZM64 190V189H63ZM67 190V189H66ZM73 190V189H72ZM117 190V189H116ZM223 190V189H222ZM31 192V191H30ZM62 192V191H61ZM73 192V191H72ZM118 192H119V190H118ZM32 193V192H31ZM42 193V192H41ZM40 193V194H41ZM84 193H82V194H84ZM94 193V192H93ZM124 193V192H123ZM128 193V192H127ZM43 194V193H42ZM51 194V193H50ZM69 194V193H68ZM79 194V193H78ZM78 194L77 195H75L74 197H75V202H78L79 201V197H80V199L82 198V195L80 196V194H79V196H78ZM87 194V193H86ZM119 194H121L122 195V193L120 192ZM166 194V193H165ZM191 195V196H190ZM69 196V195H68ZM70 196H72L71 194H70ZM86 196H88V195H86ZM128 196V195H127ZM127 196H124L125 198L127 197ZM74 197H73V199H74ZM130 197H132V196H130ZM196 197V196H195ZM71 197H69V199H70ZM129 198V197H128ZM139 198V197H138ZM72 199V200H73ZM83 199V198H82ZM80 200V202L81 201H83V200ZM124 199V198H123ZM36 200V199H35ZM201 201H202V199H200ZM213 200V199H212ZM201 201H199V202H201ZM190 202V201H189ZM260 202V201H259ZM192 203V202H191ZM262 203H264V202H262ZM39 204V203H38ZM74 204L75 203H73V204H71V205H73L72 206V208L73 207H75L74 206ZM70 205V206H71ZM76 205V204H75ZM121 205L122 204H120V206H118L119 207V209H120V211H121V208H123L122 210L123 211H121V212H123L122 214H129L130 213V215L131 216H134L135 214H134V208L133 207H135L134 205H131V204H129L128 206L129 207H127L126 206V208H131L130 210H132V208H133V213L132 212H130V211H127L128 209H125V207H121ZM126 205H127V203H126ZM191 205V204H190ZM68 206V205H67ZM82 206V205H81ZM113 207H114V205H112ZM115 206H116V204H115ZM123 206V205H122ZM131 206V207H130ZM82 207H84V206H82ZM110 208V210L112 211V209H113V212H114V208L112 207V209H111V206H109ZM117 207V208H118ZM62 208V207H61ZM72 208H66V209H68V211L66 212V210H64L66 213H64V215H68L69 214V211H72ZM99 208V207H98ZM116 208V207H115ZM71 209V210H70ZM99 209H101V208H99ZM264 209V208H263ZM126 210V211H125ZM61 211H62V209H61ZM87 211V210H86ZM105 211V210H104ZM117 212H118V210H116ZM115 211V212H116ZM119 211V212H120ZM124 211H125V213H124ZM249 211V210H248ZM114 212V213H115ZM126 212H128V213H126ZM96 213V212H95ZM133 215H132V214ZM190 213H193V212H190ZM264 213V212H263ZM70 214H71V212H70ZM98 213H96L95 215H97ZM117 214V213H116ZM95 215H93V216H95ZM112 215V214H111ZM120 215V214H119ZM118 215V216H119ZM123 216V215H122ZM263 216V215H262ZM186 217V216H185ZM194 217V216H193ZM243 217V216H242ZM85 218V217H84ZM88 218V217H87ZM187 218V217H186ZM192 218V217H191ZM199 218V217H198ZM259 218V217H258ZM89 219V218H88ZM91 219V218H90ZM122 219V218H121ZM188 219V218H187ZM180 220V221H176L175 222V224H173V232H176V235L177 234H179V235H177L178 237H182V238H186V237H188L189 236V238L192 236L194 239H196L194 242L196 243L195 245H194V247H193V245H191L192 246V248L191 249H189V250H186L185 252H186V254H187V258H188V260L186 261L185 260V255H184V257H182V258H175V263L174 264H197V262L198 261H200L203 257H205L206 258V233H203L202 234V232L201 233H199V232H197L198 230L197 229H199V226L200 225H202V223L203 222H201V221H204L203 219H204V217H201V219H197L198 221H190V222H192V223H190L189 222V220ZM260 219H262V218H260ZM259 219V221L261 222L262 220H260ZM84 220V219H83ZM124 220V219H123ZM131 220V219H130ZM177 220V219H176ZM119 221V220H118ZM140 221V220H139ZM83 222V221H82ZM84 222H87V221H84ZM188 222V223H187ZM259 222V223H260ZM134 223V222H133ZM264 223V222H263ZM75 224H77L76 223V221H75ZM85 224V223H84ZM253 224V223H252ZM78 225H80V224H78ZM86 225V224H85ZM75 226V225H74ZM83 226V225H82ZM254 226H256V225H254ZM264 226V225H263ZM171 227V228H172ZM84 228V227H83ZM256 228H258V227H256ZM264 228V227H263ZM253 229H254V227H253ZM175 230V231H174ZM111 231V230H110ZM203 231V230H202ZM124 232V231H123ZM122 232V233H123ZM178 232V233H177ZM84 233V232H83ZM127 233V232H126ZM100 234V233H99ZM124 234V233H123ZM90 235V234H89ZM83 236L84 237H88L87 235L85 236V233L83 234ZM103 236V235H102ZM109 236H111V235H109ZM115 235H113L112 237H114ZM127 236V235H126ZM90 237V236H89ZM92 237V236H91ZM98 237V236H97ZM106 237H107V235H106ZM192 237H191V239H192ZM255 237H257V236H255ZM100 238V237H99ZM110 238V237H109ZM220 238H222L221 236H220ZM89 239V238H88ZM88 239H87V241H88ZM91 239V238H90ZM114 239V238H113ZM188 239V238H187ZM190 239V241H193V240H191ZM91 240H93V239H91ZM100 240H101V238H100ZM118 240H119V238H118ZM189 240V239H188ZM217 240V239H216ZM216 240H213V241H216ZM217 241H219V240H217ZM257 241V240H256ZM90 242V241H89ZM138 242V241H137ZM209 243H211L212 242V240L211 241H208ZM98 243V242H97ZM109 243V242H108ZM112 243V242H111ZM117 243H119V242H116V244ZM120 243H122V242H120ZM94 244H96V243H94ZM142 244V243H141ZM190 244H194V243H192V242H190ZM208 244V243H207ZM113 245V244H112ZM120 245V244H119ZM118 245V246H119ZM215 244H212V246H214ZM221 245V243L219 244V245H215L214 246V248H217L216 246H218V249L220 248L219 246ZM92 246V245H91ZM105 246V245H104ZM122 246V245H121ZM185 246V245H184ZM190 247V245L189 246H187L186 247V249H188ZM247 248V247H246ZM87 249V248H86ZM113 249H115L114 247H113ZM222 249V248H221ZM88 250V249H87ZM126 250H129V249H126ZM177 250V249H176ZM110 251V250H109ZM131 252V251H130ZM142 252V251H141ZM223 252H225V251H223ZM245 252V251H244ZM109 253V252H108ZM167 253V252H166ZM169 253V252H168ZM114 254V253H113ZM166 255V254H165ZM170 256V255H169ZM91 257V256H90ZM168 257V256H167ZM246 257V256H245ZM248 257V256H247ZM94 258V257H93ZM171 258V257H170ZM184 258V261L182 260ZM249 258V257H248ZM247 258V259H248ZM168 259V258H167ZM163 260V261H168V260ZM180 259H181V261H180ZM177 260V261H176ZM179 260V261H178ZM162 261V260H161ZM172 262V261H171ZM178 262V263H177ZM253 263V262H252ZM249 264V263H248ZM254 264V263H253Z\"/></svg>",
  "mask_w": 264,
  "mask_h": 264
}]
</instances>
